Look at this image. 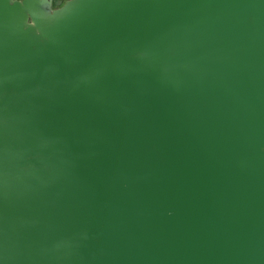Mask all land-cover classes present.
I'll return each mask as SVG.
<instances>
[{"label": "water", "instance_id": "1", "mask_svg": "<svg viewBox=\"0 0 264 264\" xmlns=\"http://www.w3.org/2000/svg\"><path fill=\"white\" fill-rule=\"evenodd\" d=\"M0 0V264H264V0Z\"/></svg>", "mask_w": 264, "mask_h": 264}, {"label": "flooded vegetation", "instance_id": "2", "mask_svg": "<svg viewBox=\"0 0 264 264\" xmlns=\"http://www.w3.org/2000/svg\"><path fill=\"white\" fill-rule=\"evenodd\" d=\"M67 0H54L53 1V8H58L63 5Z\"/></svg>", "mask_w": 264, "mask_h": 264}]
</instances>
